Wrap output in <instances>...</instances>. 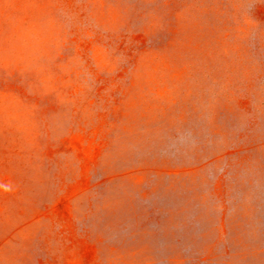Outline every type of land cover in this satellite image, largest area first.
<instances>
[{
    "label": "rangeland",
    "instance_id": "374dc122",
    "mask_svg": "<svg viewBox=\"0 0 264 264\" xmlns=\"http://www.w3.org/2000/svg\"><path fill=\"white\" fill-rule=\"evenodd\" d=\"M0 264H264V0H0Z\"/></svg>",
    "mask_w": 264,
    "mask_h": 264
}]
</instances>
